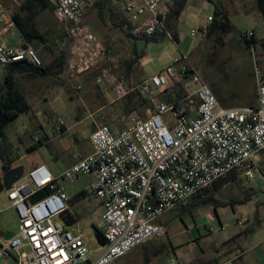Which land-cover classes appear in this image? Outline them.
<instances>
[{"label": "built area", "instance_id": "2783aa9c", "mask_svg": "<svg viewBox=\"0 0 264 264\" xmlns=\"http://www.w3.org/2000/svg\"><path fill=\"white\" fill-rule=\"evenodd\" d=\"M48 1L53 17L69 39L63 75L74 80L89 74L106 55L88 28L87 0ZM104 1L105 11L124 35L174 41L172 31L165 26L169 0ZM11 24L0 13L3 30ZM190 36L195 37V32ZM245 36L251 38L253 32ZM17 62L42 66L31 47L9 46L0 38V67ZM253 74L257 106L224 109L185 55L135 88L124 86L111 69L102 70L96 82H105L115 100L137 90L152 106L145 118L130 114L122 130L96 127L89 135L91 153L76 157V162L57 178L45 167H38L7 191L19 226L14 237H0V259L12 257L16 264H110L144 242L166 236V228L156 222L161 215L229 174L264 182L260 165L264 151V76L257 68ZM171 88H180L182 98L175 100L171 95L172 100H167ZM80 89L77 85L75 91ZM167 114L171 121L163 124L161 117ZM52 122L56 136H62L63 118L58 116ZM37 141L34 138V143ZM87 175L94 178L89 191L100 201L105 242L94 253L88 250L83 235L68 230L63 222L68 198L56 184L57 180L71 183ZM29 178L32 186L26 181ZM45 190L47 195L29 203V198ZM170 264L177 263L171 260Z\"/></svg>", "mask_w": 264, "mask_h": 264}, {"label": "rangeland", "instance_id": "374dc122", "mask_svg": "<svg viewBox=\"0 0 264 264\" xmlns=\"http://www.w3.org/2000/svg\"><path fill=\"white\" fill-rule=\"evenodd\" d=\"M25 1L27 0H16V3L21 6ZM219 1L225 7L226 17L234 27L233 33L217 34L208 41L201 39L198 45L201 38V29L198 27H204L210 22L208 17L212 16L214 7L207 0H189L179 18L171 22L172 27L178 26V32L181 33L178 44L168 38L158 42L146 43L143 40H135L128 43L124 38L118 37L111 47L112 57L109 59L105 57L101 65L89 74L99 76L100 72L105 69H111L113 73H116L118 71L117 60L135 57L138 58V61L135 65L133 64L131 70L135 67L138 71L140 68L142 69L140 76L150 78L169 66L174 59L185 55L190 58H188L190 63L195 61L191 63L192 67L199 78L212 89L216 99L229 100V104L239 106L242 97L257 93L253 73L254 68L261 72V63L264 66V45H262L264 44V17H261L257 10L256 0ZM33 8L35 11L40 10L38 5H34ZM28 15L27 21L34 19L40 32H47V28H50L45 36L48 39V44L51 45L55 41L56 35L58 36L63 29L53 14L50 15L43 11L37 17H33L31 13ZM88 18L89 28L97 36H100L97 20L92 14ZM193 30H195V36L197 35L196 38L190 36ZM250 30H254L259 38L254 48L247 46L241 38V35ZM57 31L58 33H56ZM194 48L195 51L192 53ZM38 50L42 63H48L51 56L44 53L41 48ZM127 51L130 52L128 55L130 57L126 55ZM134 51L135 56L132 53ZM5 74L6 70L0 67V84H2ZM25 77L24 75L19 77L17 82L24 91L31 110L20 115L5 127L2 145L9 146L8 156L15 159L27 152L26 146L32 143L33 137L43 138L44 135H48L52 140L51 143L47 146L42 145L36 152L24 156L18 161L17 167L22 168L23 177L27 179L28 170L32 164L45 162L48 164L50 174L58 176L79 154L88 148L86 137L91 130L89 125L91 119L83 104V92L75 91L77 85H80V78L70 80L63 75V78L47 76L41 80H28ZM42 97L48 98L45 103L42 102ZM146 106L148 105H145L144 108ZM143 110L142 108L140 113H143ZM58 116L63 118L68 131L61 138L54 139L52 120ZM170 118L171 115L167 114L161 117V120L163 124H167L171 121ZM110 127L119 128L120 126L115 123ZM91 178L90 175H87L71 183L60 181L65 192L71 197V204L75 201V198H72L73 195L81 188L87 187ZM26 181L32 186L30 178ZM217 187L216 196L224 201L231 198H242L245 195L243 192L250 188H253L257 193V197H252L251 201L244 205H235L233 210L229 207L218 206L215 211L210 205L192 204V199H188L183 206L178 205L173 210L166 212L159 217L160 222L157 224L165 226L167 235L152 238L144 243L148 255L151 256L150 264H169L170 259L175 261L187 250L200 258L202 257L200 251L206 258L212 254L217 256L218 252L214 250L217 247L220 248L221 242L226 243L227 246H233L234 243L240 241L243 232L252 221L256 202H264V182L261 180L248 181L245 177L237 175L234 181L230 176L219 181ZM89 197L93 199V195ZM84 204L87 205L88 202H84ZM6 216L5 211L0 213V223L3 219L6 223ZM17 225L19 226V222ZM17 225L8 222L7 232H17ZM95 225L96 229H92L89 225H80L81 229L79 230L87 242L88 250L93 253L100 247L97 241L100 224L96 222ZM255 237L259 242L264 241V222L256 228ZM241 246L243 247L240 244ZM94 256L96 254H93ZM141 263V249L138 247L113 264ZM0 264H16V262L12 257H8L0 259Z\"/></svg>", "mask_w": 264, "mask_h": 264}, {"label": "crops", "instance_id": "0c3cea01", "mask_svg": "<svg viewBox=\"0 0 264 264\" xmlns=\"http://www.w3.org/2000/svg\"><path fill=\"white\" fill-rule=\"evenodd\" d=\"M217 1H219V0H217ZM188 2H189V0H187L185 7H187ZM106 6H107V3L104 0H96V1L87 0L86 1L87 23H88V19H89L88 17H90V14H92L95 17V19L97 20V27L99 29L100 36H97L94 33V31L91 28H89V26H88V28H89L90 32L99 40V42L101 43V45L104 49L106 57H108V59H109V57L110 58L112 57L111 56L112 55L111 54L112 53L111 47L113 45L114 40L116 41V39H118V37L124 38L125 41L128 43L131 42L132 40L127 38L125 35H123L121 33V31L116 26V24H114L115 21H114V23L112 22L114 19L111 18L112 16L109 17L107 12L105 11ZM185 7H184V9H185ZM19 8H20V6L16 3V0H0V13L4 14L11 22H12L11 14L15 13V12H19ZM208 25H209V23L206 24L204 27H198L199 29H201V31H200L201 38L198 41V45L201 42V39L203 41H204V39H207V41L210 39L207 37L208 35L206 34V32H207L206 28ZM2 27L3 26H0V38L2 39V41L5 42L6 45L17 46V45L22 44V39L19 37V33H18L13 22L11 25L8 26L7 30H5V31L3 30ZM171 31H172V35L174 38V42L176 44H178L180 41L179 37L181 34V33L179 34V32H178L179 27L178 26L175 28L171 27ZM193 31H195V30H193ZM248 32H253V37L255 39V43L252 44L250 46V48H254V46H255L256 42L259 40V38L257 36V33H255L254 30H252V31L250 30ZM248 32H246V33H248ZM56 33H58V31ZM196 36L192 37V38H196ZM56 38H57V35H56ZM55 44L57 46V41ZM262 45H264V44H262ZM38 51L39 50H37V52ZM129 51H127V53H126L127 56L130 53ZM194 51H195V48L191 52L193 53ZM132 53H134L133 56H135V54H136L135 51ZM128 57H130V56H128ZM131 59H135V57H132V58L130 57L129 59L126 58L123 60H117L116 65L118 66L117 67L118 71H116V73H114V74L116 75L117 79L124 86H126L128 88H132V87L135 88V87H137V85H139L140 83H142L143 81H145L148 78H144V77L140 76V71L142 70L140 68H138V71H136L135 67L133 70H131L132 68L130 70L128 69L127 64ZM192 62L194 63L195 61H192ZM51 63H52V57H51L50 61L48 63H45V64L49 65ZM123 63H124V66H123ZM138 65H139V63H138ZM260 65H261V67H260L261 73L264 74V66H262V63ZM19 77H23V75H16L15 81H16L17 86L20 88V90L24 94V91L22 90V88L19 86V84L17 82ZM58 77L63 78V75L58 76ZM97 77L98 76H94V75H90V74L83 75V77H80V81H79V84L81 87L80 91L83 92V94H82V98L84 99L83 104L85 105V108L88 111V117L91 119V122L89 123V125L91 126V130L89 131V133L87 134V137H86V141L88 143V148L85 149L77 157H84V156L91 153L92 148H91V145L89 142V135L96 127H98L102 124H105L107 126L108 125L111 126V125L116 123L117 125L120 126L119 128H112L110 126L109 127L111 129H114V130H122L127 125V120H128L129 115L127 116L124 113L126 100L125 99L115 100L111 88L105 82H102L103 84L97 83L96 82ZM26 79H28V80H37V79L41 80V78L30 79L28 77ZM136 91L137 90H134L129 95L134 96V93ZM211 91H212V89H211ZM137 92L141 95V93L139 91H137ZM24 96L27 100V97L25 94H24ZM141 97L145 98L143 95H141ZM47 99H48L47 97H42V102L45 103L47 101ZM216 100H217L219 106L221 108H224V109H232V108H237V107H256L257 106V93L252 94L251 96L242 97L241 98L242 101H241L239 106L229 104L228 103L229 100L222 101L218 98ZM139 104H140V101H137V100L134 101V98H133L132 101L130 102L128 109L134 110V107H135V109H136L135 113L132 112V114H136L137 116H139L141 118H145L146 111L148 108L145 109L143 107L144 105L141 107V106H139ZM29 106L31 107L30 104H29ZM142 108L144 109L143 113H140ZM38 127H40V126L38 125ZM67 131H68V128L65 126V131L62 134V136ZM62 136L58 137L54 133L53 138L59 139ZM44 137H46L45 140L38 137L42 144L40 146H38L36 149H34L30 152H26L24 155H21L19 157V159L14 163L13 167L14 168L17 167L18 161L20 159H22L24 156L36 152L37 150H39V148L42 145L47 146V144L51 143L52 140L49 139L48 135H45ZM75 141H77V139H75ZM34 145H35V143H34V137H33L32 143H30L26 146V151L29 149V147L34 146ZM75 162H76V159H74V161L71 164H69L66 167V169L71 167V165H73ZM260 165H261V171L264 172V152H262L260 154ZM42 166L45 167V169L50 173L48 164L45 162H40L39 164H32V166L28 170V174L32 170H34L38 167H42ZM2 175H3V170L1 167L0 176H2ZM58 176H53V177L57 178ZM90 177H92V178L90 179V182L87 185V187L81 188L76 194L73 195L72 198H75L74 203L71 204V202H70L71 197L65 192L67 195V198H68V200H67V211H66L62 220H63V222H64V219H66L68 221L69 224H65L67 229L72 231L75 234H81V232H79V230L81 229L80 225H84V226L89 225L92 227V229H96L95 224H96V222H98L100 224V230H99V232H97L98 236H99V235H101L102 230H103V224L101 222L102 209H101L100 201L89 191V186L91 185V183L93 182V179H94L93 176L90 175ZM22 178H24V177H22ZM60 181L61 180H57L56 184H57V186L63 188ZM251 189H253V188H251ZM90 195H93V199H91L89 197ZM84 202H88V204L85 205ZM257 204L259 205L258 207H256ZM256 210H257V217L255 216ZM2 211H5L7 213V216H6V223L4 222V219L0 223V237L5 238V239H10V238L14 237L17 232H15V231H14L15 233H13V231L7 232V230L9 228L6 225L8 222H10L12 224L16 223V225H17L19 220H18V217H17L14 209L11 207L9 201L7 200V192L4 189L0 192V213ZM255 211L252 215V221L247 228H249L252 224L255 223L256 218L259 219V221H260V224L258 227H260L262 222H264V202L257 201L255 204ZM156 221H157V223H159L160 218H158ZM17 227H18V225H17ZM255 234H256V230L254 231V233H252L248 236L242 235V238L240 239V241H237L236 243H234L233 246H227L226 243L221 242L220 248L217 247L214 250L215 252H218L217 256L212 254L211 256L206 258V257H203L204 254H202V252L200 251V254L202 256L200 258L198 255L191 253V251L187 250L185 253L182 254V256H180V258L176 259L175 262L177 264H224L225 262L230 261L231 264H235L236 262H237L236 264H264V241L259 242L257 237H255ZM144 243L139 246V248L141 249V255H142V263L141 264H144V259H143L144 256L149 258V262L147 264H150L151 263V258H150L151 256L148 255L147 248L145 247ZM240 244L243 245V247L242 246L240 247ZM136 248H138V247H136ZM135 249H133V250H135ZM171 260L172 259L169 260V264H170ZM118 261L119 260L114 261L110 264L116 263Z\"/></svg>", "mask_w": 264, "mask_h": 264}, {"label": "trees", "instance_id": "16d2710c", "mask_svg": "<svg viewBox=\"0 0 264 264\" xmlns=\"http://www.w3.org/2000/svg\"><path fill=\"white\" fill-rule=\"evenodd\" d=\"M208 2L213 4V13L210 18L209 25L207 26V32L208 38H213L217 34H227L230 32H234V27L230 24V21L226 17L225 7L219 2V1H212L207 0ZM187 0H169V10L168 14L166 16L165 20V26L171 31V22L172 20H177L180 14L182 13ZM38 5L39 11H35L33 6ZM256 7L261 17H264V0H256ZM43 11H46L48 14H53V7L49 3L48 0H27L25 3H23L20 8L19 12H15L11 14L12 22L14 23L18 33L19 37L22 39V46H28L31 47L33 50L36 51L41 48L44 53L48 54L52 57V63L51 64H45L42 63V66L40 68H34L27 63L24 62H17L10 64L6 66V74L3 78L2 84H0V162L1 167L3 170V173L8 172L9 170L13 169L14 163L19 159V157L12 159L8 156L9 146L8 145H2L4 140V129L5 127L15 121L20 115L27 113L31 110L24 94L20 90V88L17 86L15 81L16 75H24L30 79L34 78H43L47 76H53L58 77L63 75L64 69L67 64V53L69 49V39L66 38V35L61 29L60 33L58 34L57 38L55 37V41H53L50 44H48V39L45 36L49 32L50 28H47V32H40L38 30L37 25L34 23V19L32 21H27L29 18V13L33 15V17H37L40 14H42ZM29 12V13H28ZM27 21V22H26ZM114 23V20L112 21ZM116 24V23H114ZM118 27V24H116ZM62 27V26H61ZM127 38L131 39L132 41L135 40H143L146 43L149 42H158L164 38L160 36H154L150 38H131L127 35H125ZM241 38L245 41L247 46H251L255 43V39L252 36L251 38H247L245 34L241 35ZM57 41V46H56ZM39 56V55H38ZM40 57V56H39ZM41 62H42V58ZM138 58L131 59L127 66L130 70L133 66V64H136ZM172 92L167 94V100L170 99V96L173 95L175 100H179L182 98V91L180 88H171ZM163 96L162 94H159ZM134 98V101H140L139 106L145 107V109L150 108L152 106V103L149 99L142 98L141 95L136 91L133 95H127L124 99L125 101V115H130L132 112L135 113V107L133 109H128L130 102ZM173 98V97H172ZM161 99H164V97H161ZM150 104V105H149ZM45 136V135H44ZM41 139H46V137H43ZM37 143H35L34 146L29 147L27 152H30L34 149H36L38 146H40L42 143L37 138ZM10 144V143H9ZM264 152V151H262ZM261 152V153H262ZM238 174L231 173L227 177L230 176L231 180L234 181L236 179V176ZM227 177L223 178L226 179ZM221 179V180H223ZM219 180V181H221ZM218 181V182H219ZM215 182L205 190H203L201 193L193 196L192 204L196 205H210L213 207V210L218 206H225L229 207L230 209H234L235 205H244L251 201L252 197L256 196V192L253 189H247L245 192V195L242 198H231L229 200H221L216 195L218 193V187L217 183ZM3 184H2V176H0V192L3 190ZM186 202L181 203L180 205H184ZM191 203V202H189ZM259 205L257 204L256 207ZM255 216L257 217V210L255 211ZM65 224H69L66 219H64ZM260 221L259 219H255V223L252 224L249 228L245 229L243 232V235L248 236L256 230V228L259 226ZM144 264H147L149 262L148 257H143Z\"/></svg>", "mask_w": 264, "mask_h": 264}, {"label": "water", "instance_id": "95a60500", "mask_svg": "<svg viewBox=\"0 0 264 264\" xmlns=\"http://www.w3.org/2000/svg\"><path fill=\"white\" fill-rule=\"evenodd\" d=\"M23 177V172L21 167H15L8 172L3 173L2 175V184L4 190L8 191L12 188L14 184H16L19 180H21ZM47 190L40 192L31 198L28 199L29 203L34 204L35 202L39 201L43 198V196L47 195ZM97 241L99 243V246H104L105 242L101 235L97 237Z\"/></svg>", "mask_w": 264, "mask_h": 264}]
</instances>
